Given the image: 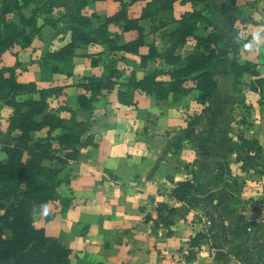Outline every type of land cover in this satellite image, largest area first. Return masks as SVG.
Masks as SVG:
<instances>
[{"label":"crops","instance_id":"obj_1","mask_svg":"<svg viewBox=\"0 0 264 264\" xmlns=\"http://www.w3.org/2000/svg\"><path fill=\"white\" fill-rule=\"evenodd\" d=\"M146 0H136L137 9H127L130 17H138ZM233 28L244 40L237 52V61L253 64L257 76L243 73L240 82H233L229 71L230 52L225 47L233 42L227 32L222 36L224 55L210 69L217 88L212 98L200 104L194 99L192 82L187 94L177 101L155 100L143 93H134L130 104L116 101L115 91L104 93L88 110H76L77 120H89L86 134L92 145L81 147L75 160H69L60 172L63 180L58 192L70 198L61 210L52 202L48 209L53 216L45 220L34 217V224L46 235L54 237L69 249V264H264V176L251 169L240 168L235 160L237 136L254 138L261 145L264 163V84H251L255 77L264 78V45L259 52H247L243 45L253 40L252 33L264 27V0H235ZM118 3L113 0L88 2L82 12L89 16L112 15ZM189 2L172 3V16L178 19L190 11ZM222 9L208 16L218 29H227ZM29 8L23 9L28 15ZM62 10H54L55 26L40 24L38 33L24 48L13 47L1 53L0 65L15 62L19 82L33 81L38 87L61 86L56 97L47 100L48 108H76L79 78L99 75L109 60V52L99 42L82 46L71 58L70 74L50 73L41 64L46 50L68 41V30ZM46 16L42 15L41 18ZM145 29L148 20H139ZM97 22L92 19L91 26ZM175 23L166 28L172 29ZM209 28H207L208 30ZM111 30L120 32L118 26ZM205 30V31H207ZM203 33L199 28L196 34ZM126 41L134 30L121 32ZM264 39V31L260 32ZM144 44L137 54H125L119 62L121 72L131 70L136 76L164 67L160 60L139 63V55L147 52V44L160 46L157 33H145ZM189 38L180 49H192ZM97 59L96 64L90 63ZM42 75H46L44 77ZM165 77V76H164ZM2 121L9 108L0 106ZM67 117L66 111H60ZM6 123V122H5ZM5 127V125H4ZM3 130V128H0ZM1 157V153H0ZM194 174V189L185 201L176 202L167 194L173 183ZM167 202L174 214L157 220L155 205ZM203 234L189 247V238ZM192 257L185 259L187 252Z\"/></svg>","mask_w":264,"mask_h":264},{"label":"trees","instance_id":"obj_2","mask_svg":"<svg viewBox=\"0 0 264 264\" xmlns=\"http://www.w3.org/2000/svg\"><path fill=\"white\" fill-rule=\"evenodd\" d=\"M91 1L96 0H0V56L15 46L27 47L38 33L39 19L40 24L54 27L57 20L51 14L56 9L62 10L68 41L45 51L41 65L46 71L69 75L71 58L82 46L99 42L109 52L102 73L79 78L77 86L81 92L76 95L75 109L65 105L48 108L47 100L58 96L61 86L38 87L33 81L19 82L16 79L19 63L0 65V106L9 108L5 127L0 130V264H69V249L46 235L33 220L37 215L45 220L53 216L49 209L45 215L41 205L56 201L63 210L70 204V198L58 192L63 181L60 172L67 161L77 158L81 147L93 144L91 136L86 134L90 121L77 120L76 110H88L98 96L111 91H115L116 101L124 105L132 102L134 93L152 96L157 101H177L190 90L187 80L195 90L194 99L200 104L208 102L217 88L210 66L223 57L221 40L227 32L233 36V42L225 47L231 54L228 74L233 82H240L243 73L257 76L252 63H239L236 59L244 40L233 28L235 16L231 12L235 10V0H226L231 11L226 16L225 30L218 29L209 19V0H178L192 6L178 19L172 16V3L176 0H146L136 18L127 13L128 6L136 0H113L118 3L117 11L102 17L82 12ZM26 8L28 15L23 13ZM42 15L46 17L41 18ZM92 19L96 26H91ZM143 19L149 22L147 29L138 23ZM169 23L175 26L167 29ZM111 26H118L120 32L111 30ZM199 28L203 33L196 34ZM128 30H134L135 36L125 41L121 32ZM145 33H157L160 46L148 43L147 52L139 55L140 65L160 60L166 68L156 67L141 76L132 70L123 75L119 62L125 54H137L139 46L144 44ZM189 38L194 40V45L181 54L180 49ZM96 62L97 59L91 58V65ZM251 84L260 86L264 78L255 77ZM60 111H66L68 116L61 117ZM248 154L253 160L261 161V145L254 138L238 135L235 160L240 168L264 176V163L247 162ZM193 189L191 173L188 178L174 182L167 196L182 202ZM34 207L36 214L32 211ZM155 213V220L170 217L174 207L161 201L156 203ZM202 237L203 234L195 233L189 238V247ZM192 256L189 250L185 259Z\"/></svg>","mask_w":264,"mask_h":264},{"label":"clouds","instance_id":"obj_3","mask_svg":"<svg viewBox=\"0 0 264 264\" xmlns=\"http://www.w3.org/2000/svg\"><path fill=\"white\" fill-rule=\"evenodd\" d=\"M261 31H264V27H261L259 30L252 33L253 40L251 42H249L248 44L243 45V49L245 51H247V52H259L261 50L262 47H260V48L254 47V45H264V39H262L261 35H260ZM41 208L43 210V213L45 215H47L48 214V206L46 204L41 205ZM32 211H33V214H36L35 207L33 208Z\"/></svg>","mask_w":264,"mask_h":264},{"label":"rangeland","instance_id":"obj_4","mask_svg":"<svg viewBox=\"0 0 264 264\" xmlns=\"http://www.w3.org/2000/svg\"><path fill=\"white\" fill-rule=\"evenodd\" d=\"M208 5H209L208 7L209 9H213L214 15L218 14L219 11H221L222 9L226 11L230 9L226 3V0H209ZM134 7L137 9V7H139V3H136V4L134 3V5L128 7L127 9H129V11H132ZM145 27H147V25ZM42 76L43 78L47 77L46 75H42ZM3 116H4L3 112L0 109V128H4V125L6 124L5 121H2Z\"/></svg>","mask_w":264,"mask_h":264}]
</instances>
